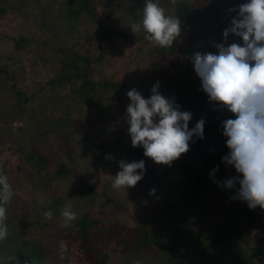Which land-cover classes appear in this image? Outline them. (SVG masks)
Masks as SVG:
<instances>
[{
    "label": "rangeland",
    "instance_id": "obj_1",
    "mask_svg": "<svg viewBox=\"0 0 264 264\" xmlns=\"http://www.w3.org/2000/svg\"><path fill=\"white\" fill-rule=\"evenodd\" d=\"M11 1H16L15 5L26 6L21 8V11L14 12L8 18H3L0 21V36L4 35L3 39H0V58L3 57L4 60H0V62L7 68V71H0V163L6 162L5 175L13 173L15 176L16 174L13 179L15 185H11L12 199L5 205L6 223L12 220L18 221L20 218L21 223L18 227H22L23 222L32 221L31 225H26V223L24 225L29 232L36 231L41 240L49 247L52 264H83L78 248H69L65 244H63V248L61 247V235L65 227L70 224V222L65 224V218L61 215L62 210L68 207L76 214V217L81 212L88 215H101L119 224L124 237L118 248L119 250L123 248L122 251L110 252L107 264H156L159 251L155 254L156 258L154 254L150 253L131 254L130 246L133 237L125 233L124 231H127L125 229L135 226L138 221L145 222L150 228L161 231L163 240L166 242L171 238L174 227H179L196 238L205 233V230H209L212 224L229 219L235 208L232 204L233 199L230 197L237 195L239 188L237 186L233 189L223 188L216 181L222 183L227 178L236 176L234 167L224 165L215 172L214 176L209 175L208 192L196 206L195 213L187 211L182 206L180 209L181 197L193 183L191 179L192 167L189 163L182 169L166 173L163 170L168 165L158 164L149 158V166L152 169L155 167L154 172L151 173L159 175L162 182L161 193L171 204L172 212L158 196L150 195L156 186L147 175L149 174L148 170L136 186L115 188L113 187L114 180L121 170L119 162L121 160L136 161L135 157L128 158L124 151L129 143L128 138L122 136L119 142L116 141L121 136L122 129L129 128L123 118L124 111L130 103L126 91L114 94L112 99V93H107L110 98L103 97L99 112L101 122L96 121V117H92L94 111L85 107L82 98L74 93L71 94L70 83L65 82L54 87L48 83V80L56 77L60 58L68 56L72 42L79 40V46L76 49L80 55L90 59L91 73L97 81L110 79L136 85L139 86L142 96H149L157 80L156 75H148L146 72L147 69L156 65L149 55L153 41L145 38L147 33L142 35L143 40L137 41L140 39L143 29L141 27L136 33L131 29L132 25L142 23L146 0H93L100 23L98 25V22L91 21L83 15L80 16L75 37H72L66 27L61 25L62 19L54 12L61 0H50L53 7L48 8H43V0ZM173 1L153 0L165 10L166 15L176 17ZM204 1L206 10L210 13L214 12L215 4L218 1ZM227 2L234 4L233 0H223L220 4L223 7ZM44 10L49 11L50 14L49 17L45 16L42 25L41 19ZM224 10L227 9L224 8ZM210 17V15H203L202 20L207 23ZM23 19L26 20L25 23H23ZM100 25L103 27L112 26L117 31L122 30L134 40L125 42L122 37L112 34L102 39L103 34H100L99 37L96 35L102 32ZM195 29L202 31L201 27H195ZM22 33H29L33 38L38 36L44 40V43L38 45L33 41L30 43L28 51L26 50L24 53L17 51L13 42L6 37L7 35L8 37L9 35L18 36ZM191 35L197 37L194 33ZM134 41L137 42L134 44ZM183 41L184 37L180 35L174 41V45L180 47L184 44ZM50 43L69 48L64 51H53L48 46ZM179 47L173 57L166 60V69L161 73L168 76L177 70V59L182 54V48L179 49ZM9 54L21 60L15 63V58L6 56ZM12 81L15 83L16 89L28 95L30 100L24 106L23 103L20 104L17 116L11 120L9 118L12 117L11 114H15L16 110L14 111V109L17 108L14 105L17 100L15 90L12 91L9 88ZM80 83L81 80H78L72 82V85L78 88ZM199 86L201 87V84ZM57 91H60L61 94H57ZM66 102L70 103L72 110L65 106ZM204 103L195 104L194 109L198 110L199 105ZM65 112L69 113L70 117H75L71 118L73 120L71 125H76L74 128L64 122L69 128L64 130L67 127H62L60 124L62 119L54 117V115L61 117ZM41 113L50 114L49 117L43 119V123L37 118ZM76 118L86 121L87 130H79ZM96 122L108 128L110 146L102 147L98 144L97 148L92 149L91 140L88 139L91 135L88 130ZM19 126L20 128H17ZM75 128L79 130L81 137L76 135ZM65 141L74 147L73 162L64 153V147L67 145ZM40 143L44 149L49 148L53 166L63 161L69 168L75 167L78 173H82L87 181L93 183L96 191L92 195L82 194L78 190L74 191L73 182L65 178L55 179L50 185H47L43 179L44 172L30 171L20 152L15 151V146L24 144L29 146L28 148H33ZM16 164L18 167H15ZM29 172L35 173V176L39 177L33 190L31 187L27 188L29 184L22 179L24 174ZM18 179L19 182H17ZM67 192L72 193L69 195ZM56 194L63 195L64 203L50 206L48 210L53 212V216L51 219L46 218L44 208L52 203V196ZM263 212L264 210L258 208L259 215ZM47 224L48 226H46ZM261 233L263 234L264 231ZM252 234L254 235L255 231ZM195 264H225V262L218 252L213 251L209 252L204 259H195Z\"/></svg>",
    "mask_w": 264,
    "mask_h": 264
},
{
    "label": "trees",
    "instance_id": "obj_2",
    "mask_svg": "<svg viewBox=\"0 0 264 264\" xmlns=\"http://www.w3.org/2000/svg\"><path fill=\"white\" fill-rule=\"evenodd\" d=\"M217 1L214 12L211 11L212 13H210L206 10V2L204 0H174L172 2L174 15L181 21V37H184L183 42L185 45L183 44L179 47L173 43L170 47L162 48L153 41L152 50L149 52V55L156 62V65L146 71L148 75L154 74L157 76L155 83L159 81V92L166 99L174 100L180 106L181 111L192 113L189 129L194 128L200 119L205 120L204 137L201 139L194 136L192 141L189 142V151L182 154L179 159L172 162L171 166L163 170L168 173L184 168L187 163L191 165V179L193 183L189 190L181 197L180 209L182 206L187 211L193 213H195V208L201 198L208 192L209 175L217 166L220 170L221 167L226 165L222 161V157L229 152V149L226 146L227 138L222 134L223 129L221 125L223 120L235 118L231 112L226 109L220 110L218 105L209 101L208 95L202 90V86H199L201 80L196 74L192 63V57L197 52L217 53L216 45L224 42L223 32L236 15L231 9L241 3L247 2L246 0H233L235 5L227 2L222 7L221 2L223 0ZM15 2L0 0V21L3 18H8L14 12L21 11V8L26 6L15 5ZM43 4V8L52 6L50 0H43ZM224 8L227 10H224ZM54 12L62 19L61 25L66 27L72 37L76 36L75 31L81 19L80 16L83 15L91 21L98 22V25L100 23L96 12V4L93 0H61L60 4L54 9ZM49 14L50 12L47 10L42 12V25L43 19H45V16L49 17ZM131 14L134 15V13ZM203 15L211 16L209 22L205 23L202 20ZM22 21L23 23L26 22L25 19ZM99 27L102 29V32L96 35L99 37L100 34H103L102 39L112 34L122 37L125 42H132L134 40L126 32L122 30L117 31L112 26L103 27L100 25ZM195 27H201L202 31H197ZM144 33L145 31L143 30L140 39L137 41L144 39L142 36ZM192 33L196 34L197 37L192 36ZM3 36H0V39H3ZM6 38L13 42L17 51L23 53L30 49V43L33 41L38 45L44 43L43 39L41 40L38 36L33 38L29 33H22L18 36L9 35V37L7 35ZM137 41L133 43L135 44ZM234 42L243 45L242 38L230 34L227 44L230 45ZM48 46L53 51H64L69 48L67 46H57L55 43H50ZM78 46L79 40L72 42L70 54L60 58L56 77L48 80V83L51 87L62 85L65 82L70 83L69 90L71 94L74 93L82 98L85 107L94 111L92 117H96V121L102 122L99 115L100 105L103 97L110 98V96H107V93L113 94L111 95L113 96L111 97L112 99L114 98V94L117 95L123 91L128 93L133 88L140 92V89L139 86L110 79L97 81L91 73L90 59L87 56L79 54L76 49ZM177 47L179 49L182 48V54L177 59L178 68L173 74L167 76L161 72L166 69V60L169 57L170 59L173 57L177 51ZM6 56L15 58V63L21 60L12 54ZM0 60L2 61L4 58L1 57ZM0 71H7V68L2 66V62H0ZM78 80H81V83L76 88L72 85V82ZM9 88L12 91L15 90V97L17 99L14 102V105L17 106L14 109L16 112L15 114H11L12 117L9 118L12 120L17 116L20 104L23 103L24 106L30 100V97L19 89H16L13 81L10 82ZM59 93L60 91H57V94ZM151 95L152 92L145 98H150ZM197 103L204 104L199 105L198 110H195V104ZM65 106L72 110L70 103L66 102ZM49 115L48 113H41L37 118L43 123V119L49 117ZM125 115L126 110L124 111L123 118L126 125L129 126L125 120ZM54 117L62 119L60 121L62 127H67L64 122L69 123L72 128L76 126L74 124L71 125L73 123L72 119L75 117H70L67 112L62 114L61 117L57 115H54ZM75 121L79 124V130L86 129V121L84 119L78 120L76 118ZM99 124L98 122L94 123L92 128L88 130L91 135L88 139L91 140L92 149L97 148L98 144L102 147L110 146L108 141L109 130L106 126ZM20 126L17 128H20ZM76 128L74 132H76V135L78 134V137H81L78 132L79 130ZM68 129L67 127L64 130ZM122 136L127 137L129 140L128 145L124 148L126 156L128 158L135 157L137 162L140 160L145 161V168L149 171V174H146L150 176L154 186H156L155 194L153 195L158 196L167 205L169 211L172 212L171 204L161 193L160 185L162 182L159 179V175L151 173L154 172L155 167L152 169L149 166V157L144 156L143 147L132 146L128 129L125 127L122 129L121 136L116 141L119 142ZM65 142L67 144V141ZM28 147L24 144L18 147L15 146V151L20 152L30 171H34L35 173L44 172L43 179L47 185H50L55 179L65 178L73 182L74 191L78 190L82 194L89 195H92L96 191L93 183L87 181L82 173L76 171L75 167L69 168L63 161L53 166V159L49 148L44 149L41 143L33 148ZM27 149L29 150L26 151ZM73 150L74 147H71L69 143L64 147V153L71 162H73ZM17 164L15 167H18ZM6 168V162H1L0 175H5ZM35 173H25L24 178H22L29 184L27 188L31 187L32 190L35 189L36 181L39 178L35 176ZM6 176L8 177V183L14 186L15 180L13 179L16 177V174L13 176V173H11V175ZM17 182H19V179ZM236 186L237 188L240 187L238 183ZM67 193L70 195L72 192ZM63 203L62 194L53 195L52 203L44 208L45 212L50 209V206L61 205ZM232 204L235 208L234 213L230 214L229 219L212 224L211 228L207 229L208 231L205 230V233L196 238L192 234L182 231L179 227H174L171 238L164 242L161 231L150 228L145 222L138 221L135 226L127 228L125 229L127 231H124L133 237L130 246L131 254L141 255L150 253L154 254L156 258L155 254L159 251L160 258L159 256L157 257L156 264H195V259H204L209 252L216 251L221 255V258L223 257L225 264H264V233H261L264 231V212L259 215V207L250 209L247 202L240 199L232 200ZM20 220L19 218V222L12 220L6 223L8 226L7 237L0 240V264H52L49 247L41 240L36 231L29 232L24 225V223L31 225L32 221L23 222V226L18 227L19 223H21ZM253 231H255L254 235L252 234ZM122 233L121 226L112 222L110 218L101 215H88L85 212H81L74 221H71L65 227L61 235V241L63 244L69 246V248H78L80 250V260L83 264H107L110 252L119 250L120 243L124 240Z\"/></svg>",
    "mask_w": 264,
    "mask_h": 264
},
{
    "label": "clouds",
    "instance_id": "obj_3",
    "mask_svg": "<svg viewBox=\"0 0 264 264\" xmlns=\"http://www.w3.org/2000/svg\"><path fill=\"white\" fill-rule=\"evenodd\" d=\"M236 15L223 32L224 42L216 45L217 53L197 52L192 57L194 70L201 80L202 90L209 101L227 110L235 118L222 121L223 136L229 152L222 157L226 165L234 167L238 175L229 177L221 187L235 188L237 195L230 197L247 202L250 209L264 210V0H247L231 9ZM141 27L146 39L165 48L173 45L181 35V21L168 16L153 0H146L141 24L131 26L133 32ZM230 34L242 38L239 43L227 44ZM159 82L145 98L135 88L128 91L130 103L125 120L133 147H143L144 156L158 164L171 166L189 151L193 137H204L205 120L200 119L189 129L192 113L181 111L174 100L159 92ZM113 187H134L144 178L145 161L119 162ZM139 170V171H138ZM213 170L211 175L214 176ZM151 194H155V189ZM11 185L6 175H0V240L7 237L6 207L12 199ZM51 219L53 212L44 213ZM65 224L76 219L68 207L62 210ZM63 248V243L61 244Z\"/></svg>",
    "mask_w": 264,
    "mask_h": 264
}]
</instances>
